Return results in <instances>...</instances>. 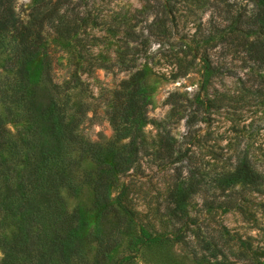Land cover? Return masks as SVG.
<instances>
[{
    "label": "rangeland",
    "instance_id": "obj_1",
    "mask_svg": "<svg viewBox=\"0 0 264 264\" xmlns=\"http://www.w3.org/2000/svg\"><path fill=\"white\" fill-rule=\"evenodd\" d=\"M41 1L15 0L14 8L21 23L31 19L34 6L50 12L41 27L39 54L45 52L51 59L57 81L66 76L67 57L78 62L85 86L81 99L88 105L78 126L84 140L98 145L117 139L108 112L113 92L130 91L131 85L123 81L136 68H145L146 99L138 105L142 117L124 122L128 127L115 140L120 147L134 137L143 142L142 147L134 164L116 175L111 195L123 191L122 198L148 229L176 234L177 258L191 257L196 251L197 258L190 264H212L202 257L200 235H213L223 252L239 264H264V68L244 61L242 51L229 42L227 26L233 15H251L255 1L159 0L157 5L154 0H61L52 11L50 4L43 6ZM134 31L148 38L146 46H134ZM13 43L10 32L0 45V89L4 91L15 83L10 65ZM205 48L224 67L202 85L199 57ZM5 104L12 108L6 126L14 138L23 137L27 121L9 100L0 102L1 112ZM167 131L177 149L191 155L188 165L184 157L183 176L192 170L202 182V188L187 199V226L170 218L167 210V192L181 162L163 163L158 155L160 137ZM72 154L79 162L73 188L61 187L60 193L67 210L76 209L84 216L86 245L84 261L70 263L89 264L98 249L94 183L99 155H90L79 145ZM244 157L258 179L220 186ZM227 231L241 236L244 245H233ZM2 256L0 248V260ZM131 264L156 263L137 254Z\"/></svg>",
    "mask_w": 264,
    "mask_h": 264
},
{
    "label": "trees",
    "instance_id": "obj_2",
    "mask_svg": "<svg viewBox=\"0 0 264 264\" xmlns=\"http://www.w3.org/2000/svg\"><path fill=\"white\" fill-rule=\"evenodd\" d=\"M154 1L161 4L159 0ZM254 1L251 15L228 18V32L232 37L229 42L242 51L245 62L264 68V0ZM14 2L0 0V45L4 36L13 32L10 65L15 73L11 89H0V102L9 100L15 110L23 114L27 128L21 138L11 135L5 119L12 108L5 104L4 111H0V248L3 252L0 264H71L75 259L84 261L86 220L76 209H66L60 193L61 187L73 188L79 167L78 159L72 154L76 145L90 155H99L94 183L95 206L99 209L95 233L98 249L89 264H131L137 254L156 264L194 262L196 251L191 257H176L173 249L174 241L178 239L176 234L148 229L139 221L134 209L122 198L123 191L114 197L111 195L110 186L116 175L134 164L142 147L143 142L134 137L120 147L115 146V140L124 135L128 127L124 122H138L142 117L138 105L146 99L142 88L145 68H136L129 79L123 81L127 83L125 85H131L130 91L116 89L113 92L112 107L108 112L117 139L98 145L84 140L78 133V126L86 117L88 105L81 99L85 86L78 62L67 57L66 76L61 82L57 81L51 59L45 56V52L39 54L43 45L41 27L50 12L34 6L31 19L21 23ZM41 2L43 6L50 4L52 11L61 0ZM133 41L135 47L148 44V38L142 32L134 31ZM35 59L37 62L32 66ZM199 59L202 85H205L224 66L206 48ZM176 149L172 134L169 131L163 133L158 153L161 161L169 164L181 160L175 166L176 179L167 192L168 214L187 226L190 219L187 199L202 188V182L192 170L187 177L183 176V160L186 158L188 165L191 155ZM107 155L110 160L106 159ZM242 179H258V173L246 157L232 172L226 173L220 186ZM226 234L228 240L234 239L233 245H244L245 240L241 236L234 237L229 231ZM125 238L126 246L123 243ZM214 238L213 235L198 237L202 257L211 260L212 264H239L237 258L223 252ZM229 252H232L231 246Z\"/></svg>",
    "mask_w": 264,
    "mask_h": 264
}]
</instances>
